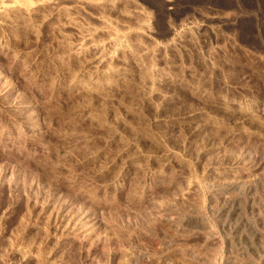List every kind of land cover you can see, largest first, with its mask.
Segmentation results:
<instances>
[{"label": "rangeland", "instance_id": "rangeland-1", "mask_svg": "<svg viewBox=\"0 0 264 264\" xmlns=\"http://www.w3.org/2000/svg\"><path fill=\"white\" fill-rule=\"evenodd\" d=\"M259 222L264 0H0V264H262Z\"/></svg>", "mask_w": 264, "mask_h": 264}, {"label": "bare ground", "instance_id": "bare-ground-1", "mask_svg": "<svg viewBox=\"0 0 264 264\" xmlns=\"http://www.w3.org/2000/svg\"><path fill=\"white\" fill-rule=\"evenodd\" d=\"M261 185V184H260ZM253 189V188H252ZM240 190V188H239ZM246 191H250V187L246 188ZM244 191V193L246 192ZM253 191V190H252ZM239 192V191H238ZM242 193V192H241ZM243 193V194H244ZM250 193V192H249ZM251 196V195H250ZM240 197V196H239ZM241 198V197H240ZM237 199V198H236ZM239 200H234V202H231V203H228L226 204L224 207H222V219H221V224L223 226H226L227 229L229 230V232L231 234H233L234 236L240 238V239H243L245 242H249L251 241L252 238L256 237V238H259V236L261 235V230H258L257 228L254 227V229L247 223L245 217H244V214H243V211L242 208L240 207L239 205ZM250 204V203H249ZM248 204V205H249ZM254 204V203H253ZM249 208L250 210L253 209V205H249ZM248 208V210H249ZM198 209V208H197ZM255 209V208H254ZM256 212V211H255ZM174 216V215H173ZM256 216V215H255ZM178 217V216H177ZM166 218V217H165ZM170 218V217H169ZM259 218V217H258ZM262 218V216H261ZM178 220V219H177ZM198 220V219H197ZM200 221V220H199ZM259 221V220H258ZM261 221V220H260ZM193 223V222H192ZM260 223V227H264V224L262 222H259ZM170 225V223H169ZM175 228V227H174ZM208 229V228H207ZM262 229V228H261ZM251 234V235H250ZM237 238V239H238ZM261 238V236H260ZM236 239V240H237ZM181 240V239H180ZM253 240V239H252ZM258 240V239H256ZM254 241V240H253ZM189 244V243H188ZM184 246V245H183ZM241 249V248H240ZM239 249V250H240ZM249 249V248H248ZM237 250V249H235ZM234 251V250H233ZM242 251V250H241ZM233 252L232 255H231V260H229V263L228 264H242L245 260L244 258V255L242 254V252ZM247 252V251H246ZM245 252V253H246ZM264 252V251H263ZM248 253V252H247ZM192 254V253H191ZM229 254V253H228ZM187 255V254H186ZM195 255V254H194ZM205 255V253H204ZM246 255V254H245ZM255 255V254H254ZM140 256V255H139ZM178 256V255H177ZM199 256V255H198ZM247 256V255H246ZM249 256V255H248ZM179 257V256H178ZM177 257V258H178ZM195 257V256H194ZM205 257V256H204ZM214 257V255H213ZM136 258V257H135ZM191 258V257H190ZM249 259V257H246ZM169 259V258H168ZM185 259V258H184ZM170 260V259H169ZM168 260V261H169ZM176 260V259H175ZM190 260V259H189ZM211 259H207L206 257L203 259V258H198L197 259V263L198 264H211L210 262ZM172 261V260H170ZM191 261V260H190ZM194 261V259H193ZM225 261V260H224ZM163 262V261H162ZM176 262V261H175ZM182 262V261H181ZM185 262V261H183ZM188 262V261H187ZM172 263V262H171ZM179 263V262H178ZM177 263V264H178ZM186 263V262H185ZM189 263V262H188ZM192 263V261H191ZM245 263V262H244ZM134 264V263H133ZM164 264V263H163ZM167 264V263H166ZM213 264V263H212ZM264 264V262L262 263Z\"/></svg>", "mask_w": 264, "mask_h": 264}]
</instances>
